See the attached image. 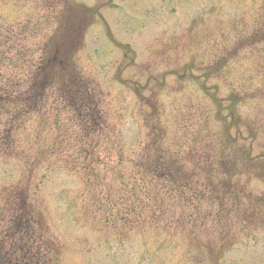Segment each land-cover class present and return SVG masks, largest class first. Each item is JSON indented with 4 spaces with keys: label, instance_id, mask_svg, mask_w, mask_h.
Here are the masks:
<instances>
[{
    "label": "rangeland",
    "instance_id": "obj_1",
    "mask_svg": "<svg viewBox=\"0 0 264 264\" xmlns=\"http://www.w3.org/2000/svg\"><path fill=\"white\" fill-rule=\"evenodd\" d=\"M81 3L103 7L108 22L96 21L74 56L94 120L57 89L15 107L67 11L61 0H0V87L15 84L0 108V191L27 194L9 220L34 222L28 243L44 247L42 264H56L58 247L59 264H264V223L246 219L248 200L243 194L238 206L234 194L250 182L243 153H264V0L73 4ZM207 71L224 100L219 123V108L200 90ZM231 95L241 102L237 128L229 126ZM167 166L192 190L177 191L162 176ZM225 188L233 195L223 197ZM248 189L264 197V181ZM16 233L13 261L35 264Z\"/></svg>",
    "mask_w": 264,
    "mask_h": 264
},
{
    "label": "trees",
    "instance_id": "obj_2",
    "mask_svg": "<svg viewBox=\"0 0 264 264\" xmlns=\"http://www.w3.org/2000/svg\"><path fill=\"white\" fill-rule=\"evenodd\" d=\"M86 12L87 13H89V12L92 13V10L91 11H87L86 10ZM76 46L77 45H75V44L69 45V44L65 43V44H63V47L62 46H59L57 48L54 47V50H55L54 52L56 53V55H62V57H64V59H66V57H67L68 58L67 63H69V58H71L69 56L74 54V52L76 51L75 49L77 48ZM67 63H66V65H67ZM66 65H64V67H56V66H54V67L58 68L60 71H64V69L70 67V66H66ZM46 66L47 65H44V67H42V68H45ZM54 67H51L50 69L52 71H55ZM72 71H73V74H74V70H72ZM65 72H67V71H65ZM62 74H63V72H61V77H63ZM55 79L56 78L51 77L50 84L52 82H55ZM48 82L49 81H47V82L45 81V82L42 83V81H41L42 84L40 85V83H39L40 86L38 85L37 82H35V84H33V86L30 87V89L32 91H35L36 89H40L41 91H43L44 89H46V86H47ZM45 83H46V85H45ZM228 98H229L228 100L230 101V105L227 108L229 110L230 117L235 120V118H234L235 117V111L237 109L236 108V99H234L232 97H228ZM212 99H214L215 102H218V103L221 102V100L216 99L215 96L212 97ZM219 109H221V105H220ZM253 154H254V151L250 150V151H247V152L243 153L242 156L244 157L245 162L250 165L249 167H251V169H250L251 178L256 177V178H259L261 181H264V153L261 152L257 156H253ZM225 193L223 194V197L226 196ZM244 196H246V198L248 200V203L246 205L247 206V210L243 209V213L247 214V215H245V216H247L246 219L248 218V215L251 214V216L252 215L255 216L256 218L260 219L262 221V223H264V197H262V196L258 197L256 195H254L252 193V191L249 190V189H247L245 191ZM236 197L239 198L240 195H237ZM242 204L243 203H241L239 201L238 206L239 205L242 206ZM250 209H251V211H250ZM230 213H232V212L231 211L228 212V214H230Z\"/></svg>",
    "mask_w": 264,
    "mask_h": 264
}]
</instances>
